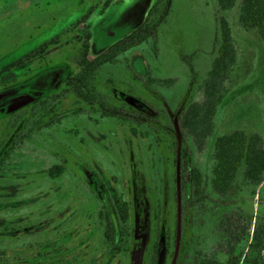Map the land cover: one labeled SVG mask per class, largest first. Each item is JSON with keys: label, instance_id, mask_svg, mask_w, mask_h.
Segmentation results:
<instances>
[{"label": "rangeland", "instance_id": "1", "mask_svg": "<svg viewBox=\"0 0 264 264\" xmlns=\"http://www.w3.org/2000/svg\"><path fill=\"white\" fill-rule=\"evenodd\" d=\"M79 1L0 0V68L67 26L84 10ZM219 17L215 0H171L169 14L155 36L119 56L117 65L99 71L95 85L108 104L133 113L127 99L141 101V111L150 114L143 124L140 119H103L96 105L69 97L46 120L48 125H42L16 152L0 180V232L8 230L0 238L1 254L34 256L41 245L47 246L41 250L46 254L56 246L68 250L56 264H103L97 197L105 190L112 206L119 200L127 203L130 223L128 253L107 264H150L155 233L166 244L158 264H183L190 240L188 225L177 244L169 239L167 245L166 233L173 229L178 209L172 200L174 168L163 146L167 141L179 142L178 117L210 65ZM228 18L240 64L229 72V92L217 110L212 139L194 154L199 166H208L212 141L218 136L242 129L264 139V38L254 30L241 29L236 11ZM74 57L75 50L62 40L22 66L17 82L25 83L7 92L45 99L79 72ZM53 69L58 72L50 79L59 82L52 87L43 78ZM148 73L175 82L149 89L142 83ZM6 88L0 83V92ZM198 98L202 100L201 93ZM29 104L19 110L25 118ZM8 120L9 114L0 109V128L5 129ZM168 125L174 128L171 136ZM54 165L65 170L52 180L48 170ZM243 198L232 207L244 215L234 218L236 230L264 214V185L254 199L248 194ZM207 221L202 231L208 236L213 226Z\"/></svg>", "mask_w": 264, "mask_h": 264}, {"label": "trees", "instance_id": "2", "mask_svg": "<svg viewBox=\"0 0 264 264\" xmlns=\"http://www.w3.org/2000/svg\"><path fill=\"white\" fill-rule=\"evenodd\" d=\"M215 1L220 17L217 20L218 32L210 65L178 117L179 142L169 144L167 141V145L163 146L174 168L172 200L178 209L173 229H168L166 233L167 245H170L169 239L177 244L179 234L188 225L190 240L184 249L183 264H264V214L253 221L249 220L245 229L236 230L233 226L234 218L244 215L241 210L232 209L247 194L251 199L257 197V189L264 185V139L258 134L238 129L213 139L208 166L197 165L193 158L212 139L217 110L229 92V72L240 64L228 14L236 11L237 24L241 29L254 30L264 38V0ZM170 5L171 0H157L138 33L125 36L123 41L101 58L103 61L91 65L82 63L78 67L79 72L69 78L61 90L42 100L32 99L28 118L19 112L22 105L18 101L26 98H18L7 92V89L25 83L17 82L21 75L20 68L37 59L44 48L33 49L0 68V83L7 85L0 92V109H5L9 114L6 128H0L3 135L0 136V180L4 178L5 170L11 165L16 152L31 140L42 125H48L46 120L56 115L69 97L89 106L96 105L103 119H140L139 123L143 124L150 117V114L141 111V106L138 113L134 109L131 113L109 105L108 98L96 88L95 78L105 65H117L119 56L155 36L158 27L169 14ZM174 82L173 79L153 77L151 73L142 78V83L149 89L170 87ZM200 93L202 100L198 98ZM165 115L161 113L160 117L164 118ZM165 127L168 136H171L174 128L170 125ZM64 170L62 165H54L48 170V176L52 180L58 179L63 176ZM93 195L97 196L96 193ZM97 199L101 207L98 224L105 251L101 262L107 264L128 253L129 209L123 200L112 206L111 198L105 190L102 197ZM207 219L213 226L208 236L203 235L202 231ZM7 231L3 229L0 238ZM157 234L150 264H158L165 244L160 243ZM46 247L41 245L36 256L25 257H10L1 254L0 250V264H56L64 260L63 253L68 251L66 248L61 251L59 247L50 246L47 255L41 252Z\"/></svg>", "mask_w": 264, "mask_h": 264}, {"label": "flooded vegetation", "instance_id": "3", "mask_svg": "<svg viewBox=\"0 0 264 264\" xmlns=\"http://www.w3.org/2000/svg\"><path fill=\"white\" fill-rule=\"evenodd\" d=\"M84 1H79L78 5H82L84 7V10L81 11L82 13L76 15L67 26L54 33L48 40L42 42L37 47L44 48L38 58L45 55L51 49L59 46L60 42L62 40H65V42L67 44H70L71 48L75 50L76 57H74V62L77 68L82 63L90 65L99 64L101 61H103L102 59L104 56L107 55L108 51L111 48H114L117 43L123 41L125 36L138 33V30L141 25L135 29L127 28L122 31H114L112 36H95L96 27L102 20L108 17L109 22L114 23L119 18V16L129 7V5L135 0ZM153 5L154 4L151 5L149 11L151 10ZM57 72V70L53 69L45 73V76L43 78L44 81L52 83V87L58 84V78H56L55 81H52L50 79L55 76ZM23 96L26 97L24 94ZM23 96L18 95L17 97L19 98ZM25 100L26 99L22 98L18 102ZM33 100H35V97H33ZM127 102L130 108L134 109V111H136L137 113L139 112L140 107L138 105L139 103H142L141 101L136 100L134 98H130L127 99ZM24 106L25 105H22L20 106V108Z\"/></svg>", "mask_w": 264, "mask_h": 264}, {"label": "water", "instance_id": "4", "mask_svg": "<svg viewBox=\"0 0 264 264\" xmlns=\"http://www.w3.org/2000/svg\"><path fill=\"white\" fill-rule=\"evenodd\" d=\"M153 2L154 0H135L114 23H110L108 17L102 20L96 27L95 36H112L114 31L139 27L143 24ZM31 100V98H26L25 101L20 102V105H26Z\"/></svg>", "mask_w": 264, "mask_h": 264}]
</instances>
